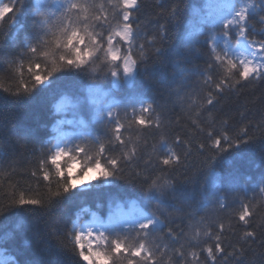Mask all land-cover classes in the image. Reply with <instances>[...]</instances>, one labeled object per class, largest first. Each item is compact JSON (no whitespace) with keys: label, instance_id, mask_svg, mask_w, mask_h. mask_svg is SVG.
I'll return each mask as SVG.
<instances>
[{"label":"snow or ice","instance_id":"6c2138e0","mask_svg":"<svg viewBox=\"0 0 264 264\" xmlns=\"http://www.w3.org/2000/svg\"><path fill=\"white\" fill-rule=\"evenodd\" d=\"M142 3L0 0V264H264V0Z\"/></svg>","mask_w":264,"mask_h":264},{"label":"trees","instance_id":"16d2710c","mask_svg":"<svg viewBox=\"0 0 264 264\" xmlns=\"http://www.w3.org/2000/svg\"><path fill=\"white\" fill-rule=\"evenodd\" d=\"M3 2H7V0H3ZM167 0H143L142 9H141V16L142 21L147 23L149 18L155 19L154 13L158 11L157 5L159 3H165ZM193 5H199L202 3V0H191ZM163 23L164 21L161 19L160 21ZM149 31L154 30L153 27H149ZM14 32H20L19 27L12 29L9 33L8 37L0 36V48L3 49H10L13 47V41L17 39L13 35ZM179 33V29H177V34ZM25 38V34L20 32L19 39L23 40ZM166 71L170 73L172 71L171 67L169 66ZM150 72L155 77H161L162 84L166 85L172 78L170 75L162 76L160 70L157 69H150ZM48 93L45 92H37L36 98L27 103L26 105L16 109L19 112V120L14 121L15 127H13V123H8L6 128H3L0 131V144L8 142H14L18 139L19 131L24 127H32L34 131L38 130L41 133L45 130V126L49 125L52 122V116L50 113V103L46 102V97ZM166 88L159 87L156 92V98L158 101L163 102L166 98ZM50 99V98H49ZM11 100H5L3 97H0V110H2L5 105H11ZM171 107V105H169ZM4 121L3 118L0 117V125H3ZM253 159L256 163H259V157L254 155ZM122 195L127 196L128 192L125 188L121 187L119 189H106L102 187H97L91 193H88L86 196L80 198L77 197L78 200L76 203L71 205L66 210V215L70 216L73 215L76 211L79 210L80 206L85 208H89L91 211H96V204L102 203L104 204V208L102 211L106 212L108 210V200L111 196L114 195ZM99 214V213H98ZM90 216H86V219H90ZM7 247V246H6ZM14 248H8L7 254L12 255L14 252Z\"/></svg>","mask_w":264,"mask_h":264}]
</instances>
